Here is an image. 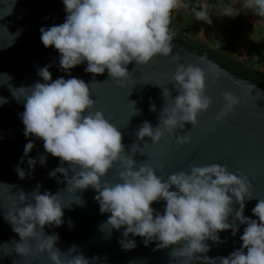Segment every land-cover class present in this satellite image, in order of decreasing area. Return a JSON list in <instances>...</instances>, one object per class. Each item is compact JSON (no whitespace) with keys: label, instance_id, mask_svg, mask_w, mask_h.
<instances>
[{"label":"clouds","instance_id":"1","mask_svg":"<svg viewBox=\"0 0 264 264\" xmlns=\"http://www.w3.org/2000/svg\"><path fill=\"white\" fill-rule=\"evenodd\" d=\"M65 21L51 27H41V42L45 48L54 47L60 54L59 68L70 74V69L84 64V71L103 74L123 87L129 81L128 65H146L155 56L172 53V30L175 12L185 10L196 21L211 25L209 0H62ZM4 3V0H3ZM15 0L10 2L11 14ZM241 5L236 8L235 5ZM215 11L220 16L235 17L240 12L251 13L264 25V0H229ZM5 14V15H7ZM2 16V15H0ZM197 35L203 36V31ZM172 60H178L173 55ZM211 63V62H210ZM45 65L37 70L43 83L13 88L8 74H0V85L8 84L12 97L23 102L21 114L25 137L34 136L43 141L45 153L58 157L60 165L49 172V178L63 174L66 189L77 192L89 186L98 193L94 199L101 214L110 213L106 225L119 231L123 228L121 248L130 251L136 247L135 237H141L144 246L156 242V248L172 247L171 256L180 264H264V199H258L252 214L258 220L244 215L245 199H253L251 183L242 174H235L226 165L191 166L188 172L177 171L163 180L148 163L137 167L127 156L122 134L94 106L89 85L82 79L64 77L52 79ZM212 63L209 72H214ZM205 70L199 66L179 64L172 81L178 95L170 106L163 107L155 127L144 121L136 132L138 140L145 137L153 144L167 133L172 136L185 123L195 126L198 114L211 104L205 95ZM163 89V97L169 96ZM225 101L216 115L221 121L232 112L238 99L230 92L223 93ZM0 97V104L6 103ZM149 110L156 111L154 103ZM138 114V110H136ZM177 144L190 142L188 135H176ZM34 147L29 141L23 156L14 169L20 179L26 172L20 166ZM37 160L41 165L46 156L28 158L29 171ZM119 163L118 181L101 182L113 165ZM71 173V175H69ZM40 185L30 193L19 191L18 198L4 215V219L18 234L19 242L13 250L21 257L47 252L51 264H90L88 258L76 252L73 245L65 258L54 245L56 233L45 235V226H61L66 206L59 192L52 194ZM77 204L83 201L77 197ZM164 201L163 212L156 211L153 202ZM234 205H239L234 209ZM72 227L71 220L68 221ZM239 225H246L240 236L241 247L227 257L209 258L207 241L221 243L219 233L231 230L235 236ZM39 230V231H38ZM131 235V239L129 236ZM8 245V244H5ZM245 249L247 250L245 252Z\"/></svg>","mask_w":264,"mask_h":264},{"label":"water","instance_id":"2","mask_svg":"<svg viewBox=\"0 0 264 264\" xmlns=\"http://www.w3.org/2000/svg\"><path fill=\"white\" fill-rule=\"evenodd\" d=\"M10 2L0 0V74L6 73L11 77L8 84L18 88L31 86L37 81L43 83L37 70L49 64L52 65L49 71L53 80L60 77L68 79L70 76L84 80L94 100L90 111L102 112L118 128L125 154L136 161L137 167L148 163L157 176L166 180L177 171L188 172L191 166L226 165L230 172L242 174L251 183L250 191L254 198L245 199L244 215L258 220L252 214V208L258 199H264V86L259 80L219 62L215 54L229 58L222 52L207 49L178 33L172 40L173 50L169 56L157 55L146 65H136L134 61L130 63L127 66L129 81H125L123 87L117 86L107 70L99 75L86 73V62L70 69V74L65 73L59 68L60 54L54 47H44L40 33L41 27L65 21L62 0H15L11 14H7ZM173 55H178L175 62ZM212 63L216 68L214 72H209ZM179 64L199 66L205 70V95L211 100L209 108L198 114L195 126L186 122L183 129H176L172 136L165 133L156 144L148 137L138 140L136 132L141 124L148 121L155 127L161 109L170 106L178 95L172 76ZM243 68L254 72L246 66ZM8 84L0 85V97L7 101L0 104V264H51L47 252L33 251L23 257L17 254L13 245L15 241L19 242V236L4 219L19 191L30 193L37 184L41 186V194L45 190L52 194L59 192L66 205L63 208L64 223L59 227L44 228L45 235H58L54 246L61 251L62 259L71 255L67 251L75 245L76 252L88 258L90 264H180L172 258L171 246L157 249L156 242H153L146 247L141 237H135L134 249L123 250L118 243L122 239L123 228L116 231L106 225L110 213L101 214L94 199L98 193L94 189L89 186L73 192L66 189L63 174L57 173L60 182L49 178L50 171L58 166L67 167V164L60 165L58 157L45 153L42 140L34 136L25 137L21 118L23 102H17L12 97ZM163 89H169L171 94L163 97ZM224 92L232 93L239 102L232 112L217 121L216 115L225 103ZM150 103L155 104V112L149 110ZM185 134L190 137V142L177 144L176 135ZM29 141L34 143V147L20 165L26 172L25 178L20 179L14 169ZM41 155L46 156L45 164L41 165L37 160L34 170L29 171L27 159ZM119 170V163L114 164L101 182H119ZM77 197L83 201L82 204L75 202ZM164 204V201H157L151 207L162 213ZM238 207L234 205V209ZM245 227L239 225L235 236L230 229L220 232L221 243L207 241L210 246L208 257H227L238 250Z\"/></svg>","mask_w":264,"mask_h":264},{"label":"crops","instance_id":"3","mask_svg":"<svg viewBox=\"0 0 264 264\" xmlns=\"http://www.w3.org/2000/svg\"><path fill=\"white\" fill-rule=\"evenodd\" d=\"M229 0H223L226 6ZM212 24L196 21L190 12L181 10L173 13L172 30L199 45L222 52L233 61L264 75V25L251 13L240 12L233 17L215 13L221 0H209ZM240 8L241 5H235ZM174 24L182 26L183 32L173 29ZM203 31V36L197 35Z\"/></svg>","mask_w":264,"mask_h":264},{"label":"trees","instance_id":"4","mask_svg":"<svg viewBox=\"0 0 264 264\" xmlns=\"http://www.w3.org/2000/svg\"><path fill=\"white\" fill-rule=\"evenodd\" d=\"M215 58L218 61L224 63L226 66H228L230 68H233V69L237 70L240 73L247 74V75L252 76L253 78L259 80L260 83L264 86V75H262L260 73L250 72L246 68H243L242 65L237 64L236 62L232 61L231 59L223 57L221 55L215 54Z\"/></svg>","mask_w":264,"mask_h":264},{"label":"rangeland","instance_id":"5","mask_svg":"<svg viewBox=\"0 0 264 264\" xmlns=\"http://www.w3.org/2000/svg\"><path fill=\"white\" fill-rule=\"evenodd\" d=\"M173 29L175 31H177V32H183L184 31L183 28H182V26L176 25V24H174ZM183 33L186 35V32L185 31Z\"/></svg>","mask_w":264,"mask_h":264},{"label":"flooded vegetation","instance_id":"6","mask_svg":"<svg viewBox=\"0 0 264 264\" xmlns=\"http://www.w3.org/2000/svg\"><path fill=\"white\" fill-rule=\"evenodd\" d=\"M220 62V61H219ZM222 63V62H221ZM222 64H224V63H222ZM225 65V64H224ZM233 69V68H232ZM235 70V69H234ZM237 71V70H236ZM247 75V74H246Z\"/></svg>","mask_w":264,"mask_h":264}]
</instances>
